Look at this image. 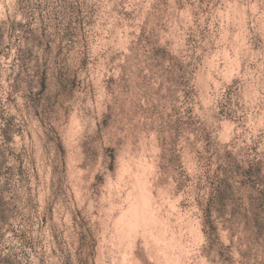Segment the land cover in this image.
Listing matches in <instances>:
<instances>
[{"label": "rangeland", "instance_id": "rangeland-1", "mask_svg": "<svg viewBox=\"0 0 264 264\" xmlns=\"http://www.w3.org/2000/svg\"><path fill=\"white\" fill-rule=\"evenodd\" d=\"M0 264H264V0H0Z\"/></svg>", "mask_w": 264, "mask_h": 264}, {"label": "bare ground", "instance_id": "bare-ground-1", "mask_svg": "<svg viewBox=\"0 0 264 264\" xmlns=\"http://www.w3.org/2000/svg\"><path fill=\"white\" fill-rule=\"evenodd\" d=\"M253 13H254V12H253ZM230 62H231V61H230ZM144 161H145V160H144ZM124 162H125V161H124ZM122 164H123V163H122ZM140 167H141V166H140ZM130 168H131V167H130ZM143 168H144V167H143ZM138 171H139V170H138ZM144 171H145V169H144ZM138 176H139V175H138ZM134 177H135V176H134ZM138 179H139V178H138ZM140 184H141V183H140ZM110 186H111V185H110ZM140 186H141V185H140ZM143 187H144V186H143ZM147 187H148V186H147ZM150 188H151V187H150ZM144 189H146V188H144ZM145 192H146V191H145ZM151 194H152V193H151ZM151 194H150V195H151ZM146 195H147V194H146ZM138 196H139V195H138ZM138 196H137V201H136V202H137V207L139 206V203H140V205L145 204V202H144V203L142 202V201H145V200H144L145 197H144L143 199H142V197H141V198L139 197V200H138ZM140 196H141V195H140ZM143 196H144V195H143ZM148 196H149V194H148ZM129 197H130V196H129ZM135 198H136V197H135ZM146 198H147V197H146ZM150 198H151V197H150ZM129 199H130V198H129ZM140 199H142V200H140ZM146 201H147V200H146ZM148 201H149V200H148ZM152 202H153V201H152ZM131 204H132V203H131ZM148 204H149V203H148ZM135 205H136V204H135ZM144 206H145V205H144ZM131 207H132V206H131ZM137 207H136V208H137ZM140 207H142V206H140ZM140 207H139V208H140ZM142 208H143V207H142ZM146 208H147V207H146ZM146 208H145V212H146ZM151 208H152V207H151ZM132 209H133V207H132ZM139 210H140V209H139ZM129 211H130V210H129ZM132 212H133V211H132ZM136 212H137V211H136ZM142 212H143V211H142ZM127 215H129V214H127ZM137 215H138V214H137ZM148 215H149V214H148ZM148 215H147V216H148ZM125 216H126V215H125ZM139 216H140V215H139ZM121 217H122V216H121ZM145 217H146V216H145ZM145 217H143L144 221H146V218H145ZM126 218H127V217H126ZM134 218L137 219V217H134ZM148 218H149V217H148ZM131 219H133V218H131ZM143 219H142V220L139 219V220L143 221ZM123 220H124V218H123ZM148 220H149V219H148ZM137 222H138V221H137ZM147 222H148V221H147ZM147 222H146V223H147ZM151 222H152V221H151ZM159 222H160V221H159ZM123 223H124V222H123ZM143 223H144V222H143ZM154 223H155V222H154ZM154 225H155V224H154ZM158 226H159V225H158ZM163 228H164V227H163ZM150 230H151V228H150ZM139 231H140V230H139ZM143 231H144V230H143ZM146 231H147V230H146ZM156 231H157V230H156ZM154 232H155V231H154ZM160 232H162V231H160ZM193 232H194V231H193ZM149 233H150V232H149ZM183 233H184V232H183ZM142 234H143V233H142ZM163 234H164V233H163ZM131 235H132V234H131ZM139 235H141V234H139ZM146 235H147V233H146ZM142 237H143V236H142ZM144 237H145V236H144ZM144 237H143V238H144ZM192 237H193V236H192ZM143 238H142V239H143ZM153 238H154V236H153ZM161 238H162V237H161ZM132 239H133V238H132ZM132 239H131V240H132ZM164 239H166V238H163V240H164ZM188 240H189V239H188ZM166 242H167V241H166ZM182 242H183V241H182ZM141 246H142V245H141ZM169 248H170V247H169ZM188 257H189V256H188ZM186 259H187V258H186ZM176 261H177V260H176Z\"/></svg>", "mask_w": 264, "mask_h": 264}]
</instances>
